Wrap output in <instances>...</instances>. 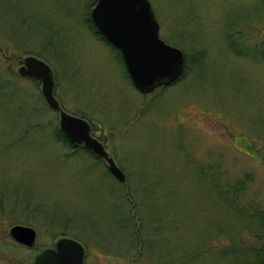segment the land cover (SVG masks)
Returning a JSON list of instances; mask_svg holds the SVG:
<instances>
[{
    "label": "rangeland",
    "instance_id": "obj_1",
    "mask_svg": "<svg viewBox=\"0 0 264 264\" xmlns=\"http://www.w3.org/2000/svg\"><path fill=\"white\" fill-rule=\"evenodd\" d=\"M95 1L0 0V264H32L61 235L89 264H252L256 249L264 264V0H149L187 61L149 94L91 28ZM26 55L123 181L58 135L40 81L17 74ZM14 224L35 229L33 247Z\"/></svg>",
    "mask_w": 264,
    "mask_h": 264
},
{
    "label": "water",
    "instance_id": "obj_2",
    "mask_svg": "<svg viewBox=\"0 0 264 264\" xmlns=\"http://www.w3.org/2000/svg\"><path fill=\"white\" fill-rule=\"evenodd\" d=\"M90 18L97 31L115 48L124 61L133 86L142 94H149L160 86L175 81L183 72V52L159 36L149 0H96ZM17 74L40 81L41 95L52 110L58 111L59 130L71 144H83L95 155L103 158L108 170L118 180L124 174L103 144L90 134L87 120L66 113L54 96V77L50 67L40 58L26 55L17 68ZM8 235L18 244L31 248L36 232L31 226L14 224ZM82 245L72 238L61 237L53 247L39 250L32 264H84Z\"/></svg>",
    "mask_w": 264,
    "mask_h": 264
},
{
    "label": "trees",
    "instance_id": "obj_3",
    "mask_svg": "<svg viewBox=\"0 0 264 264\" xmlns=\"http://www.w3.org/2000/svg\"><path fill=\"white\" fill-rule=\"evenodd\" d=\"M88 21H89V23H90V26H91V28L95 31V33L99 36V37H101L102 39H104L102 36H101V34L96 30V28H95V26H94V24H93V22L91 21V19L90 18H88ZM186 64H187V61H186ZM186 67H187V65H185V69H186ZM184 69V70H185ZM185 72V71H184ZM174 83V82H173ZM172 83V84H173ZM165 87V86H164ZM58 135L62 138V140L63 141H65V143H69L70 144V142L67 140V138L60 132V131H58ZM247 148V147H246ZM242 182H243V180H240V181H238L236 184H235V188H240V186L242 185ZM258 215H257V218H258V220H259V222L260 223H262V225L264 226V212H263V214L262 213H257ZM249 250V249H248ZM257 250V249H256ZM256 250H250L249 252L252 254V256H253V258H254V260L252 261V264H259V263H261L262 262V260H261V253L259 252V250L256 252ZM261 250V249H260Z\"/></svg>",
    "mask_w": 264,
    "mask_h": 264
},
{
    "label": "flooded vegetation",
    "instance_id": "obj_4",
    "mask_svg": "<svg viewBox=\"0 0 264 264\" xmlns=\"http://www.w3.org/2000/svg\"><path fill=\"white\" fill-rule=\"evenodd\" d=\"M99 38H100L101 41H103V43L105 42L104 44H105L106 46H108V48L111 49V47H112L111 45H110V46H109V44L107 45V42H106L105 40H103L101 37H99ZM112 48H113V47H112ZM111 50H112V49H111ZM20 64H21V63H20ZM57 113H58V111H57ZM90 134H91V136L95 137L97 140L100 141L98 135H93V134H92V132H91V124H90ZM73 146H81V147H83L86 151H88V150L83 146V144H76V145H73ZM88 152L92 153L91 151H88ZM92 154H93V153H92ZM93 156L96 157V158H98V159H100V160H102V161L104 160L103 158L98 157V156L95 155V154H93ZM61 237L72 238V239H74L75 241L79 242V243L82 245L83 250H84V254H83V263H84V264H89V263H88V253H89V252H88V249H87L88 246H87V244H86L84 241H81L80 239H77V238H75L74 236H71V235H61V236L57 237V239H58V238H61ZM57 239H55V241H56ZM35 241H36V240H35ZM55 241L52 242L50 245L39 247L37 251H39V250L42 249V248L53 247ZM21 246H22V245H21ZM37 251H36V252H37Z\"/></svg>",
    "mask_w": 264,
    "mask_h": 264
}]
</instances>
